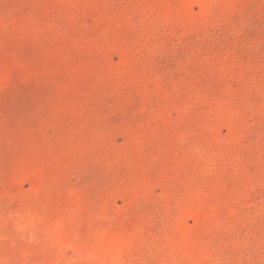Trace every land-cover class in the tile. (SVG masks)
Returning a JSON list of instances; mask_svg holds the SVG:
<instances>
[{"label":"rangeland","instance_id":"374dc122","mask_svg":"<svg viewBox=\"0 0 264 264\" xmlns=\"http://www.w3.org/2000/svg\"><path fill=\"white\" fill-rule=\"evenodd\" d=\"M0 264H264V0H0Z\"/></svg>","mask_w":264,"mask_h":264}]
</instances>
